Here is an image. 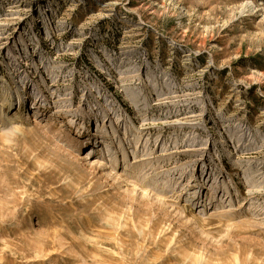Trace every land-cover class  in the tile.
Instances as JSON below:
<instances>
[{
    "label": "rangeland",
    "instance_id": "374dc122",
    "mask_svg": "<svg viewBox=\"0 0 264 264\" xmlns=\"http://www.w3.org/2000/svg\"><path fill=\"white\" fill-rule=\"evenodd\" d=\"M0 264H264V0H0Z\"/></svg>",
    "mask_w": 264,
    "mask_h": 264
}]
</instances>
